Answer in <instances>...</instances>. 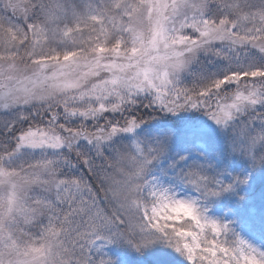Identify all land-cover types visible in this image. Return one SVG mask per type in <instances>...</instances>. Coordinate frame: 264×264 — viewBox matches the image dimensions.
Here are the masks:
<instances>
[{
	"label": "snow or ice",
	"instance_id": "obj_1",
	"mask_svg": "<svg viewBox=\"0 0 264 264\" xmlns=\"http://www.w3.org/2000/svg\"><path fill=\"white\" fill-rule=\"evenodd\" d=\"M0 264H264V0H0Z\"/></svg>",
	"mask_w": 264,
	"mask_h": 264
},
{
	"label": "rangeland",
	"instance_id": "obj_2",
	"mask_svg": "<svg viewBox=\"0 0 264 264\" xmlns=\"http://www.w3.org/2000/svg\"><path fill=\"white\" fill-rule=\"evenodd\" d=\"M253 197H254V202L256 203V205L259 207L260 205V199H259V188L257 187L256 190L253 192ZM113 253L114 254H119L118 251L116 249H113Z\"/></svg>",
	"mask_w": 264,
	"mask_h": 264
}]
</instances>
